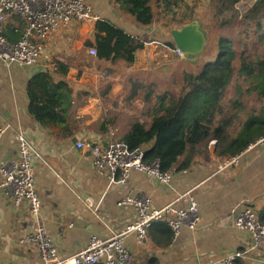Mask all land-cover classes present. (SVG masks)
Segmentation results:
<instances>
[{
	"label": "crops",
	"instance_id": "0c3cea01",
	"mask_svg": "<svg viewBox=\"0 0 264 264\" xmlns=\"http://www.w3.org/2000/svg\"><path fill=\"white\" fill-rule=\"evenodd\" d=\"M86 1L99 19L144 41L133 63H124L125 69L156 70L161 77L173 73L183 59L198 56L202 51L196 54L181 51V55L174 52L179 47L172 31L185 26L194 27L206 44L200 6L210 0H152L153 20L148 25L138 23L123 0ZM1 29L8 41L16 42L24 33L25 22L18 14L8 13ZM94 40L95 21H71L40 40L42 54L36 64L23 66L0 59V124L8 125L0 141V165L17 155L14 130L22 129L38 152L35 186L41 201L39 215L34 217L25 202L14 205L0 188V264L38 261L36 247L19 242L36 224L46 228L61 256H69L81 248L90 234L109 236L135 216L133 208L118 205V201L125 195L139 193L150 195L156 208L167 204L185 208L192 196L198 203L201 224L196 230L182 228L175 238L163 220L151 224L142 242H137L130 233L125 239L131 253L129 264H213L234 248L249 243V236L233 227L232 209L244 203L253 207L258 216L264 213L261 146L244 148L236 163L223 167L221 164L229 157L215 160L211 152L210 159H195L185 169L171 170L167 183L134 169L126 182L111 181L95 170L89 149L78 147L77 142L107 145L112 142L107 136L109 124L102 118L95 130H89L88 121L83 124V114H76L74 105L77 101L90 103L84 100L89 95L96 97L97 103L98 98L106 96L107 89H118L112 87L111 80H103V76L107 69H114L113 65L121 62L112 64L90 55L88 49L93 46H87L86 42ZM42 71L48 72L53 80L64 79L73 91L69 123L75 128L70 135H63L61 125L41 126L28 111L27 83ZM122 98L127 100L129 95ZM101 123L105 128L102 132ZM258 258L253 253L246 261L235 264H259Z\"/></svg>",
	"mask_w": 264,
	"mask_h": 264
},
{
	"label": "built area",
	"instance_id": "2783aa9c",
	"mask_svg": "<svg viewBox=\"0 0 264 264\" xmlns=\"http://www.w3.org/2000/svg\"><path fill=\"white\" fill-rule=\"evenodd\" d=\"M8 13L18 14L25 22V30L20 39L10 42L4 36L1 24ZM99 16L94 13L86 0H0V59L7 63L23 66L34 65L42 54L40 40L47 38L61 26L71 21L92 20ZM181 55L179 48H174ZM88 53L95 56V47H89ZM8 125L0 124V141ZM17 155L4 160L0 165V188L8 195L14 205L25 202L29 212L38 217L41 207L40 197L35 186V161L38 152L22 129L14 130ZM78 147L89 149L90 159L95 170L111 181L126 182L132 169L155 177L159 182L167 183L170 171L161 169L158 158L145 160L144 147L130 148L124 141H112L107 145L98 142H77ZM264 148V134L249 143L247 147ZM240 153L228 156L221 166L236 163ZM220 166V167H221ZM133 208L134 218L124 226L112 231L109 236L90 234L81 248L69 256H61L58 249L42 224L36 226L19 238L21 244L34 245L39 259L32 264H129L131 253L126 237L133 233L137 242L146 239L147 230L154 221L163 220L175 238L182 228L196 230L201 224L198 203L189 196L185 208L167 204L156 208L151 196L146 193L125 195L117 203ZM233 227L247 234L249 243L234 248L213 264H235L246 261L251 254L259 255V264H264V223L257 212L248 204L241 203L232 209Z\"/></svg>",
	"mask_w": 264,
	"mask_h": 264
},
{
	"label": "trees",
	"instance_id": "16d2710c",
	"mask_svg": "<svg viewBox=\"0 0 264 264\" xmlns=\"http://www.w3.org/2000/svg\"><path fill=\"white\" fill-rule=\"evenodd\" d=\"M123 1L138 23L148 25L152 22V0ZM212 1L227 8L238 2ZM143 44L139 37L101 19L95 21V40L86 42L87 46H95L98 60L127 65L133 63ZM233 59L230 39L220 37L214 58L206 60L198 72L184 73L180 94L172 96L167 105L161 106L163 113L155 116L147 127L137 119L132 120L121 137L122 141L130 148L143 146L145 160L158 158L163 171L189 167L194 161L192 149L208 139L216 140L215 151L220 156L240 153L264 134V108L257 116L249 117L235 136L226 134L230 120L224 116L222 98L233 80ZM66 71L67 68L62 73ZM239 73L251 80L252 88L264 100V56L261 59L242 58ZM26 92L28 111L38 124L61 125L63 135L72 134L75 126L69 122L73 91L64 79L53 80L48 72H38L29 79ZM103 124L100 125L101 132L105 131ZM258 217L264 223L263 211Z\"/></svg>",
	"mask_w": 264,
	"mask_h": 264
},
{
	"label": "rangeland",
	"instance_id": "374dc122",
	"mask_svg": "<svg viewBox=\"0 0 264 264\" xmlns=\"http://www.w3.org/2000/svg\"><path fill=\"white\" fill-rule=\"evenodd\" d=\"M200 7V17L206 30L204 50L196 57L183 59L173 73L161 77L156 70L125 69L124 63L114 64L115 68L107 69V77L104 75L103 80H111L112 87L120 89H107L106 96L98 98L97 103L96 97L89 95L84 100H90V103L77 101L74 105L76 114H83V124L88 121L89 130H95L97 122L104 118L110 128L108 138L122 141L121 137L132 120L137 119L147 127L155 116L163 113L161 106L167 105L172 96L180 94L184 73L191 70L198 72L206 60L214 58L220 37L230 39L235 67L233 80L222 98L224 116L230 120L226 134L235 136L249 117L259 114L264 108V100L252 88L251 80L239 73V68L242 58L261 59L264 56V0H238L229 8L210 0ZM123 95H129V99L124 100ZM216 145L215 139L197 145L192 149L194 160H207L212 154L216 160L220 157L215 151Z\"/></svg>",
	"mask_w": 264,
	"mask_h": 264
},
{
	"label": "water",
	"instance_id": "95a60500",
	"mask_svg": "<svg viewBox=\"0 0 264 264\" xmlns=\"http://www.w3.org/2000/svg\"><path fill=\"white\" fill-rule=\"evenodd\" d=\"M172 33L183 54H196L203 50L205 40L194 30V27L185 26L181 30H173Z\"/></svg>",
	"mask_w": 264,
	"mask_h": 264
}]
</instances>
